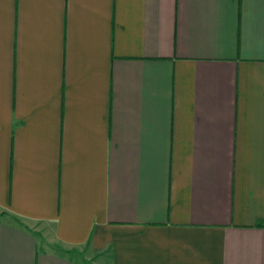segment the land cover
Instances as JSON below:
<instances>
[{"label":"crops","instance_id":"crops-1","mask_svg":"<svg viewBox=\"0 0 264 264\" xmlns=\"http://www.w3.org/2000/svg\"><path fill=\"white\" fill-rule=\"evenodd\" d=\"M0 264H264V0H0Z\"/></svg>","mask_w":264,"mask_h":264},{"label":"rangeland","instance_id":"rangeland-1","mask_svg":"<svg viewBox=\"0 0 264 264\" xmlns=\"http://www.w3.org/2000/svg\"><path fill=\"white\" fill-rule=\"evenodd\" d=\"M43 245H44V244H43ZM79 252H80V251H79ZM79 252H78V253H79Z\"/></svg>","mask_w":264,"mask_h":264}]
</instances>
